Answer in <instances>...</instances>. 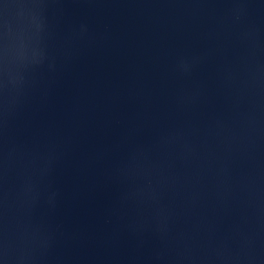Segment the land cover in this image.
Returning a JSON list of instances; mask_svg holds the SVG:
<instances>
[{"label":"water","instance_id":"water-1","mask_svg":"<svg viewBox=\"0 0 264 264\" xmlns=\"http://www.w3.org/2000/svg\"><path fill=\"white\" fill-rule=\"evenodd\" d=\"M0 264H264V0H0Z\"/></svg>","mask_w":264,"mask_h":264}]
</instances>
